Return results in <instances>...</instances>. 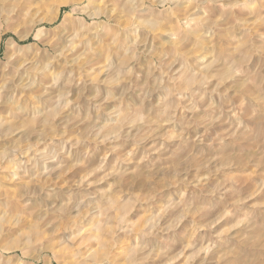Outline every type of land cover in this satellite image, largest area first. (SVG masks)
I'll use <instances>...</instances> for the list:
<instances>
[{
  "label": "clouds",
  "instance_id": "obj_1",
  "mask_svg": "<svg viewBox=\"0 0 264 264\" xmlns=\"http://www.w3.org/2000/svg\"><path fill=\"white\" fill-rule=\"evenodd\" d=\"M0 46V264H264V0H0Z\"/></svg>",
  "mask_w": 264,
  "mask_h": 264
},
{
  "label": "rangeland",
  "instance_id": "obj_2",
  "mask_svg": "<svg viewBox=\"0 0 264 264\" xmlns=\"http://www.w3.org/2000/svg\"><path fill=\"white\" fill-rule=\"evenodd\" d=\"M2 52H3V47L0 46V56H2ZM195 228H196V224L193 223V224H191L189 229H186V231L190 233L191 231H194ZM49 255H51V253H49ZM52 264H56V262L53 260Z\"/></svg>",
  "mask_w": 264,
  "mask_h": 264
}]
</instances>
